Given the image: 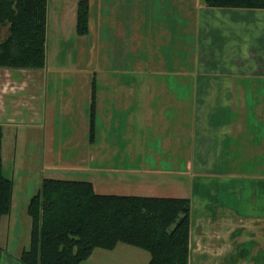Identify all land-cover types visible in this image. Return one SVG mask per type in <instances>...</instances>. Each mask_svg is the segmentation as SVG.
Masks as SVG:
<instances>
[{
	"label": "crops",
	"instance_id": "obj_1",
	"mask_svg": "<svg viewBox=\"0 0 264 264\" xmlns=\"http://www.w3.org/2000/svg\"><path fill=\"white\" fill-rule=\"evenodd\" d=\"M78 1L47 0L46 24H74L75 29ZM87 1L88 24H97V26L101 24V27L98 28L105 30V43H101L102 35L97 33L93 38V46L90 51L97 54L98 51H103L104 45L105 58L111 60L116 55H109L113 52L110 46L114 48L118 45L123 50L122 61L130 58L141 67L116 70L112 68L85 69L74 67L75 58L67 59L68 55L63 53L65 61H60L62 64L58 65L59 68L50 69L46 55L47 43L45 44L43 67H0L1 155L6 154H4V150H9L7 154L10 156L12 152V156H14L16 148H18L26 151L29 157H43V151L49 149L45 140H56L57 143L52 146L54 147L52 149H57L59 152L57 155L50 153L49 156L59 158L63 156L88 157L89 161L84 163L90 165V176L93 179L87 180L92 183L93 188L95 184L105 185L107 181H114L117 184H122L121 190L134 191L110 194L188 198L190 202L188 264H222L224 263L222 260L225 259L222 254L225 253L231 254L230 262L235 264H243L244 261L250 264H264L263 177L256 175L255 182L250 183L251 186L260 190V197L250 200L247 205L249 214L242 215L240 209L237 208V230L235 228L223 230L216 227L219 222L225 223V217L222 214L218 212L213 219L208 218L209 213L207 216L206 212L210 211L211 205L205 204V208L200 210L197 209L198 204L194 205L185 195H166L153 191V184L157 183L167 182L166 186L173 185L175 190L177 187H182L183 184H179L177 181L178 169L172 168L171 161L166 162L167 167L161 168L159 165L153 169L147 168L149 170L138 169L140 166L131 169L129 165L131 156L143 158L149 154L150 148L143 142L145 134H153L161 141L163 140L160 153L168 151L170 156L179 155L178 139L189 143L190 150L187 146L183 150L186 155L188 151L194 155L195 142H199L198 148L201 149V155L211 153V147L217 144L218 148L223 144L229 147L227 134L231 133L232 123L227 115L233 108L232 104L228 102L222 103L220 106L219 102L208 100L214 99L217 96L215 94L220 93L221 81L218 78L221 76L228 74L264 76V24L258 23L264 20V9L208 7L202 0ZM152 20L158 22L157 29L162 31V33H158L160 37L164 36L162 44L171 47L173 42L172 54L174 55H158L156 57L154 52L149 49L152 57L151 61L146 62L148 45L145 44V40L147 36L151 37L157 34L152 33L157 25L152 24ZM250 29H253V32ZM237 32L240 35H246V37L241 39V44L237 45L235 59H232V64L235 67L230 70L216 67L219 61L214 62V58L223 59L227 52L231 53L232 42L228 43L227 40H231L232 36H238ZM248 37L251 38L250 42ZM98 39H100V43H98ZM129 44L134 46L126 48L125 45ZM94 45H100V48L92 49ZM226 45L229 46L230 51H227ZM140 46H143L145 51ZM179 49L185 53L183 55L185 57L184 65L179 64ZM127 53H132L129 58ZM110 71L117 73L120 71L118 75L127 78L125 81L124 78L121 81L112 80L110 87H107L108 82L104 81L99 89L95 83L97 73H104L105 75L102 77L106 79ZM178 72L181 75L189 76L191 74L193 79L189 85L194 88V92L197 94L196 101L192 103L178 100L161 102L158 97L161 95L162 86L160 85L158 88L148 86L147 79L139 80L135 88L138 89V95H141L136 96L137 99L131 100L130 93L131 89L133 90L129 80L131 75L140 74V77H152L167 76L171 73L178 74ZM92 84L94 85L95 100L94 137L89 141V105ZM230 86L232 83L228 80L227 87L225 86L221 92H233V89L230 90ZM165 89L167 88L165 87ZM107 91L114 93L117 96L116 100L108 101L105 95L98 96V93ZM149 92L152 93V96L150 99H146L144 95ZM155 94L158 96L156 97ZM220 109H226V111L220 112ZM249 123L251 122L246 121V124ZM215 125L218 128L215 129ZM179 130H182L184 134L178 133ZM50 131L55 132L54 134L58 136L55 139H50ZM135 131H137L139 139L136 152L132 150L135 148L130 147L131 134ZM113 132L115 135H112ZM246 132L251 144L249 150L251 166L255 168L254 172L259 171L260 174H264V159L256 161V157L259 155L264 156V148L261 152L255 151V142L258 139H255V135H251L248 129ZM7 138L12 144L7 145L5 149L4 140ZM237 139L243 141L242 137L237 136ZM22 141H26L25 145H22ZM240 148L239 144L238 151ZM39 151L42 152L39 153ZM160 153H156L155 156L158 158L167 156V154L161 155ZM238 153L237 157L240 156ZM99 157L110 158L109 161L112 164L114 162V167L103 170L98 166ZM115 158H121L120 162ZM112 159L114 160L112 161ZM45 177L59 178L52 175L42 178ZM144 184L148 185V188ZM195 210H200L199 214L202 217L198 213L196 215ZM116 245L106 251L115 249ZM96 253L97 259L100 261L111 260L108 252L100 250ZM247 254H249V260L246 259ZM121 263L123 262L121 261Z\"/></svg>",
	"mask_w": 264,
	"mask_h": 264
},
{
	"label": "rangeland",
	"instance_id": "obj_2",
	"mask_svg": "<svg viewBox=\"0 0 264 264\" xmlns=\"http://www.w3.org/2000/svg\"><path fill=\"white\" fill-rule=\"evenodd\" d=\"M202 2L204 1L202 0ZM53 3L54 2L52 1V4ZM148 22L149 20L147 23ZM258 23L264 24V20H261ZM152 24H157L155 26V30H152V33L157 34H154L151 37L147 36L145 40V44L148 45L146 62L151 61L152 53H150V50L154 52L156 57H158V55H174L172 54L173 42L171 47L163 45L162 43H164V36L160 37L158 34L162 33L161 29H157L158 22H153L152 20ZM99 26L101 27V24H98V26L97 24H86V30L84 33H78L77 24H75V29L74 24H46V55L48 68H59L58 65L62 64L60 61H65L63 53L68 55L66 57L67 59L70 57L75 58L73 63V65H75L74 67L85 69L100 70L112 68L116 70L121 68L135 69L141 67L138 66L136 61L129 58V55L132 53H127V57L129 59L127 58L128 60L122 61L121 58L123 50H121V46L118 45H116L114 48L113 46H110L111 50L113 49V52L109 53V55H116L115 57H112L111 60L105 58L104 45L103 51L100 50L97 54H93L90 49L93 46V38L97 35V33L102 35V38H100L101 43H105V30L102 29V33V30L99 29ZM250 31L253 32V29H250ZM237 35L238 36L231 37L232 41L227 40L228 43L232 42L231 53L228 54L227 52L226 55L223 53V59L217 60L214 58V62L219 61L218 66L215 65L216 67L224 68L226 70H230L235 67L234 64H232V59H235L234 55H236L237 45L241 44V39L246 37V35H240L238 32ZM100 39H98V43H100ZM180 40H182V38H180ZM248 40L250 42L251 38L248 37ZM131 43L133 42L131 41ZM131 46L134 45H125L126 48H131ZM95 47L98 49L100 48V45H94L92 49ZM140 47L144 50L143 46ZM225 48L228 49L229 46L226 45ZM227 51L230 50L228 49ZM139 53L141 52L139 51ZM184 54L185 53H183L182 49H179V64L184 65ZM123 56L125 57V55ZM217 57L219 58V56ZM118 72L120 73V71ZM119 73L110 71L106 79H103L102 77L105 75L104 73H97L95 81L97 87L100 89L104 81L108 82L107 87H110L109 85L112 80L121 81V79L124 78L125 81L127 77L118 75ZM139 75L140 74L136 76L131 75V78H129L131 87H133V90L131 89L130 93L131 100L137 99L136 96L141 95H138V89L135 88L139 80L147 79L148 86H156V88H158L160 85L162 86L161 95L158 97V100H161V102L178 100L189 101L192 103L193 101H196L195 96L197 94L194 92V88L189 85V82H192L193 79L191 74L189 76L181 75L178 72V74L171 73V75L167 74V76H158L156 74L157 76L140 77ZM218 79L221 81L220 93L215 94L217 96L214 99L208 100L207 98V100L210 102H219L220 106L222 103L231 102L232 104L233 108L229 110L228 115L226 112L227 117L232 123L231 133L227 134V143L229 144L230 148L227 147L226 144H223L222 147L218 148L217 144L216 146L211 147V153L208 152L201 155V149L198 148L199 142H195L194 155H191L190 151H188L186 155L183 150L185 149V146H187L190 150V145L189 143L187 144L186 141L178 139L177 145L179 149V155L170 156L168 151H164L163 154L160 153V146H162V143H164L163 140L161 141L158 139L156 135L145 134L143 136V142L147 147L150 148L149 154L143 158L137 157L135 155L131 156L129 158V165L131 169H135V167L140 166L138 169L149 170L158 167L159 165L161 168L167 167L168 165L166 162L171 161L172 168L175 167V169H178L177 181L179 184H183L182 187H177L175 190L173 185L171 187L166 186L167 182L157 183L153 184V191L158 194L163 193L166 195H185L190 198L194 205L198 204L197 209L200 210L206 206L205 204L211 205L209 207L210 211L206 212L207 216L209 213V219H213V217L216 216L218 212L225 217V223L219 222L218 225H216L217 228L223 230L235 228L237 230V208L240 209L242 215L247 216V214H249V207L247 205H249L250 200L260 197V190H258L255 186H251L250 183L255 182L254 180H256V175L258 177L264 178V174H260L259 171L254 172L255 168L251 166L252 162H250L249 158L251 144L248 134L246 136V131L248 129L249 133H251V135H255V139H258V141L255 142V151H263L264 76H237L228 74L227 76H221ZM228 80L232 83L230 90L233 89V92H221L225 86L227 87ZM223 81L225 82L223 83ZM165 87L167 89H165ZM101 95H105L108 101L116 100L117 97L114 93L109 91L106 93H98V96ZM155 95L156 97L158 96V94ZM144 96L146 99H150L152 93H145ZM222 111H226V109H220V112ZM171 112H173V110H171ZM246 121L251 123L246 124ZM214 128H218L217 125H215ZM54 133L55 132L50 131V139H55L58 136ZM178 133L184 134L182 130H179ZM112 135H115V132H113ZM237 136H239V138L242 137L243 141L237 139ZM47 137L49 138L48 135ZM259 138L261 139L259 140ZM45 142L46 145H49V149L43 151V157H29V155L26 154V151H22V149L18 148H16L14 156H12V152L10 153V156L7 154L9 153V150H4V154H6L4 156L1 155L2 172L6 177L12 180L13 187L11 209L8 214L1 218L0 221V264H19L21 251L29 246L31 219L26 211V207L30 197L39 188L42 177L52 175L53 177H59L62 179H93L90 176V165L88 163H84L89 161L88 157H50V153L57 155L59 152L57 149H52L54 148L52 146L56 144L57 141L46 139ZM21 143L22 145H25L26 141H22ZM138 143V133L135 131L131 134L130 139V147L135 148L132 149L134 152H136L135 150L139 146ZM11 144L12 142L9 141L8 138L4 140L5 149L7 145ZM111 144H113V142H111ZM239 144L241 148L238 151L237 146ZM172 146L174 145L172 144ZM40 152L42 151H39V153ZM237 152L240 154L238 157ZM156 153H160L161 155L167 154V156L158 158L155 156ZM115 159H118L119 162L121 160V158ZM263 159L264 156L262 157L261 155L256 157V161H262ZM109 160L110 158L99 157L98 166L102 167L103 170L112 169L115 164L114 162L112 164ZM113 160L114 159H112V161ZM141 160L144 161V164H142ZM121 185V183L117 184L114 181H107L105 185L95 184L94 189L96 192L103 191L104 193H131V191H134L127 189L121 190ZM144 185L146 188H148V185ZM181 189L182 191H180ZM200 210H195V214L198 213V215L202 217V215L199 214ZM251 213L252 211L250 214ZM100 250L103 252H108L111 260L100 261V259H97L98 257L96 256V252H99ZM106 250L107 249L96 248L91 257L86 259L82 264H146L150 257L147 250L123 242H118L116 248L111 251ZM222 255L225 256L224 260L221 259L222 262H224L222 264L232 263L230 262L232 258L231 254L225 253ZM248 255L249 254L246 255L247 260H249ZM121 261L123 263H121ZM243 264L250 263L244 261Z\"/></svg>",
	"mask_w": 264,
	"mask_h": 264
},
{
	"label": "trees",
	"instance_id": "obj_3",
	"mask_svg": "<svg viewBox=\"0 0 264 264\" xmlns=\"http://www.w3.org/2000/svg\"><path fill=\"white\" fill-rule=\"evenodd\" d=\"M208 7L264 9V0H204ZM47 0H0V67L45 64ZM88 24V1L77 3V31ZM88 138L94 133V85ZM0 221L11 209L13 182L2 172ZM26 211L29 246L19 264H80L95 248L118 242L149 252L147 264H188L190 202L186 197L98 193L84 179L42 178ZM1 255V247H0Z\"/></svg>",
	"mask_w": 264,
	"mask_h": 264
}]
</instances>
